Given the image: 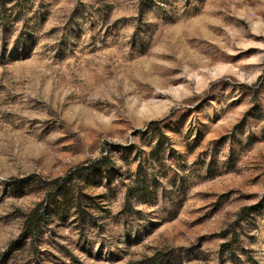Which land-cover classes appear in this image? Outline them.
I'll list each match as a JSON object with an SVG mask.
<instances>
[{"label":"rangeland","instance_id":"rangeland-1","mask_svg":"<svg viewBox=\"0 0 264 264\" xmlns=\"http://www.w3.org/2000/svg\"><path fill=\"white\" fill-rule=\"evenodd\" d=\"M0 264H264V0H0Z\"/></svg>","mask_w":264,"mask_h":264},{"label":"trees","instance_id":"trees-1","mask_svg":"<svg viewBox=\"0 0 264 264\" xmlns=\"http://www.w3.org/2000/svg\"><path fill=\"white\" fill-rule=\"evenodd\" d=\"M42 216V214L40 213V211H36L35 212V216L30 220V222H28L27 226H26V235L30 236V237H34L36 236V234L40 231V217Z\"/></svg>","mask_w":264,"mask_h":264}]
</instances>
